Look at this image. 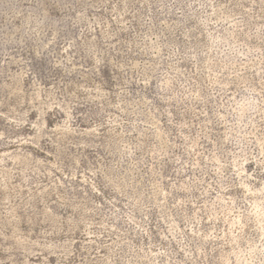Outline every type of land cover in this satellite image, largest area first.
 Wrapping results in <instances>:
<instances>
[{"label": "rangeland", "instance_id": "obj_1", "mask_svg": "<svg viewBox=\"0 0 264 264\" xmlns=\"http://www.w3.org/2000/svg\"><path fill=\"white\" fill-rule=\"evenodd\" d=\"M0 264H264V0H0Z\"/></svg>", "mask_w": 264, "mask_h": 264}]
</instances>
